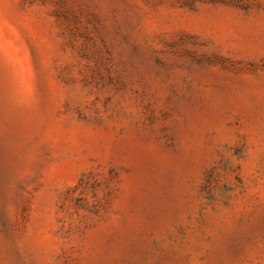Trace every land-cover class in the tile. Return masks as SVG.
I'll return each instance as SVG.
<instances>
[{
    "label": "rangeland",
    "instance_id": "374dc122",
    "mask_svg": "<svg viewBox=\"0 0 264 264\" xmlns=\"http://www.w3.org/2000/svg\"><path fill=\"white\" fill-rule=\"evenodd\" d=\"M0 264H264V0H0Z\"/></svg>",
    "mask_w": 264,
    "mask_h": 264
}]
</instances>
